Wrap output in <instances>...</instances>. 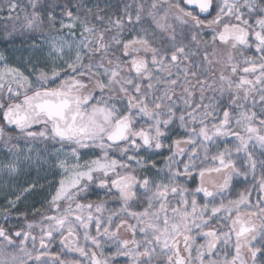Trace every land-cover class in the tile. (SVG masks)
<instances>
[{"label": "snow or ice", "instance_id": "obj_1", "mask_svg": "<svg viewBox=\"0 0 264 264\" xmlns=\"http://www.w3.org/2000/svg\"><path fill=\"white\" fill-rule=\"evenodd\" d=\"M4 9L0 39L32 43L23 68L0 52V144L15 157L0 171L23 156L59 180L45 211L0 225V264H264V0ZM249 175L255 202L224 196ZM38 187L21 185L5 218ZM92 189L103 198L83 202Z\"/></svg>", "mask_w": 264, "mask_h": 264}, {"label": "rangeland", "instance_id": "obj_2", "mask_svg": "<svg viewBox=\"0 0 264 264\" xmlns=\"http://www.w3.org/2000/svg\"><path fill=\"white\" fill-rule=\"evenodd\" d=\"M108 0H104V4L107 3ZM131 2V1H129ZM93 6H95L98 3V0L94 2ZM103 5V4H102ZM7 10V9H6ZM4 26L0 25V35L3 34ZM11 26H9V29ZM21 40L24 41V43H21ZM32 41L27 39L26 37H17L14 44H9L8 41H5L3 39H0V52H5L6 55L9 58V63L20 66L23 68L22 61L20 59L21 56L25 54V48L27 44H31ZM176 132H180L179 129L175 130ZM21 146H24V141H20ZM42 145L36 144L35 148L42 149ZM254 154L257 158L260 156V152L258 148L252 149ZM25 151L27 149L25 148ZM98 151V150H96ZM167 151V150H165ZM33 156H35V151H33ZM11 159H15V157L10 156L7 149L3 147V144H0V165L9 162ZM179 159V158H178ZM155 160L159 166L164 165V160L161 156L156 155ZM238 164H242V161L238 160ZM55 169H49L48 171L40 170L37 172L35 167H25L24 164V158L21 157L20 162V171L15 176H8L3 171H0V209H3L6 204L7 200L14 199L15 194H17L20 189L21 185H24L28 181H38L39 184L43 185V188H37V190L29 195L27 199H22V201L18 202V211L17 209L11 210V215L5 218V214L0 211V225L5 226L6 228H16V221L17 219H23L24 213L27 209H33L39 208L42 212L45 211L48 207L47 205V199H50L49 192L54 191V185L58 182L59 176L56 175ZM260 176V169L257 168L256 171V178ZM182 180H185L186 178L181 177ZM198 182V181H197ZM189 184L191 186L192 182L189 181ZM256 185V179L253 178L252 175H249L247 179L245 180L244 177H238L234 178L233 180V187L230 191H227L224 193V196L227 199H236L240 192L245 191V189L249 190L251 192V199L253 202L256 201L257 196L260 194L257 187H254ZM103 198L102 193H100L99 189H92L90 193L83 194L81 196V200L85 203L87 202H98L100 199ZM199 199L202 201L203 197L202 194L199 196ZM108 207L112 208L114 207L118 202L113 200H108ZM31 215L32 213L29 212ZM37 220H39V214L35 217ZM24 226L21 225L20 227ZM95 229L93 228V232ZM60 248L59 239H57L52 246V251H57ZM109 246H105V251H108ZM67 256H72L68 254Z\"/></svg>", "mask_w": 264, "mask_h": 264}, {"label": "trees", "instance_id": "obj_3", "mask_svg": "<svg viewBox=\"0 0 264 264\" xmlns=\"http://www.w3.org/2000/svg\"><path fill=\"white\" fill-rule=\"evenodd\" d=\"M131 1V0H128V2ZM22 3H27V0H21ZM94 2H96V0H90V3L91 5L95 4ZM121 0H108L107 3L108 4H111L113 6V9L118 5L120 4ZM7 3V0H0V6L4 5ZM98 3H100L101 5L104 4V0H98ZM7 15V10L4 9L2 12H0V17H4ZM6 23V20L3 19V18H0V25L4 26ZM8 23V27L11 26V22H7ZM33 220V215H31L29 212H26L24 213V216H23V219H20L19 220V224L16 223V228L15 229H18L20 228L21 225L25 224L26 221H31ZM3 226V225H2ZM65 254L68 255V253H66L65 251Z\"/></svg>", "mask_w": 264, "mask_h": 264}, {"label": "flooded vegetation", "instance_id": "obj_4", "mask_svg": "<svg viewBox=\"0 0 264 264\" xmlns=\"http://www.w3.org/2000/svg\"><path fill=\"white\" fill-rule=\"evenodd\" d=\"M70 255H75V254H70Z\"/></svg>", "mask_w": 264, "mask_h": 264}]
</instances>
